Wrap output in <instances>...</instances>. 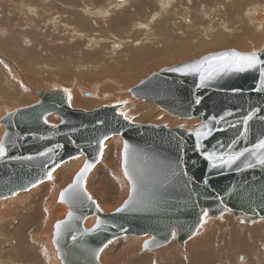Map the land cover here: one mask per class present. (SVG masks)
I'll list each match as a JSON object with an SVG mask.
<instances>
[{
	"label": "water",
	"instance_id": "1",
	"mask_svg": "<svg viewBox=\"0 0 264 264\" xmlns=\"http://www.w3.org/2000/svg\"><path fill=\"white\" fill-rule=\"evenodd\" d=\"M230 51L240 52L233 49L219 51L164 68L130 89V93L180 119L196 118L201 124L208 122L223 127L225 131H214V135L203 142L208 151L253 150L264 139V91H256L261 86L257 70L217 76L205 87H200L198 76L166 71ZM255 53L264 58V46ZM37 94L38 103L12 111L11 116L7 113L0 119V127H5L1 141L9 153L0 160V199L29 191L35 188L33 184L37 187L48 181L45 173L54 160L61 166L74 157L83 156L85 163H93L88 177L101 162L100 141H104V153L105 143L116 135L123 139L124 174V145H129V175L125 176L130 193L125 202L132 195L133 183L137 187L135 202L129 210L109 214L97 211L86 196H81L82 203H77L69 194L61 202V194L69 185L60 192L58 202L68 207V213H73L71 220L67 213L54 225L53 245L62 264H100L95 254L100 258L105 248L102 252L99 249L109 245V241L127 235L151 236L147 250H153L171 241L175 232L177 241L183 246L195 236L202 210L208 212V218L226 212L239 218L241 223L248 218L250 225L264 219V166L246 152L231 168L211 169L200 150L195 148V137L189 135L201 124L191 130L129 122L120 116V106L77 110L71 107L69 93L64 89L37 91ZM197 97L201 98L200 104L194 103ZM51 114H57L61 119L56 128L44 123ZM247 115L253 118L244 134L242 121ZM220 116H224L225 121L219 124L213 121V117L218 119ZM230 124L237 127H229ZM234 140L237 141L235 145L232 144ZM57 144L63 147L56 148ZM48 148L54 151L41 155ZM29 156L31 160L24 159ZM249 163L253 166L249 167ZM204 181H208L207 185ZM94 216L95 224L86 228L85 222ZM98 220L103 222L100 229L96 228ZM61 221L68 223L57 237L55 226ZM144 244L142 248L146 250Z\"/></svg>",
	"mask_w": 264,
	"mask_h": 264
},
{
	"label": "bare ground",
	"instance_id": "2",
	"mask_svg": "<svg viewBox=\"0 0 264 264\" xmlns=\"http://www.w3.org/2000/svg\"><path fill=\"white\" fill-rule=\"evenodd\" d=\"M17 1H19V3L16 4V11L19 13L21 20H15L14 23L10 24L7 23L6 18H0V46H5V47L7 46L8 48H11L8 51L12 52V53L9 52L12 54V56L14 55L17 56V54L19 53L20 57L25 59V61L29 63L30 68L33 67V69L36 70L34 72H28L27 69H24L23 72L25 73H20V77L26 86V88L23 87V89H27V90L29 89L28 92L23 93L20 85H19L20 89L8 88L9 93L14 97H16L17 99L26 98L28 97L29 92H33L35 91V88H39L40 81L36 83L35 81L43 79L40 76H46L52 69V67H50L49 64H47V61L52 62L56 66H61V68L65 70H71V68H74L76 69L75 72L77 73V75L79 76L88 75V77H90L91 79L92 78L95 79V75H93L96 72L95 66H98L100 68L106 66V70L110 73V76L112 75V77H114L116 80H120L118 81L119 83H122V81L124 82L129 81L130 79H133V77H135L136 75L140 74L139 72H141L142 67L148 64L151 61V58L152 60H156V57L159 56L161 53H165L168 51H173L175 53H183L186 51L190 52L199 48L202 45H208L210 43H222V42L232 43V44L236 43L240 48H243V46L246 45L245 43L246 38L251 40L249 45L255 44L258 41H263L264 39V1L254 2L245 8L248 9L245 11L248 23L250 26L254 27V30L252 28L248 29L250 35L247 36L246 38L235 39V38H228L222 34H217L210 41L204 42L201 39H204L205 37H202L199 41L194 42L192 39L189 38L191 34L186 37H183L182 35L178 34L176 31L174 35L170 36L171 33L169 34V31L171 30V27L173 25L178 24L177 16L180 17V15H182L181 11L185 12L186 15L189 16L194 15L195 17L193 23L197 25H201L203 23L209 22L208 19L214 21V19L211 18V16H213L211 15L213 11L212 12L210 11H211V7L213 6H211L212 4L210 3V0H179V1L131 0L128 4L115 3L114 6H111L110 4L109 7L111 9L109 8L108 9L112 11L113 17L108 24H102L103 26L101 25V27L99 28H96V26L94 25H90L87 22V20H85V17L78 12L79 6H77L75 1L65 0L63 1L65 2V6H66V12H65L66 14L63 13V15H66L64 18V22L67 25H70L74 29H76L74 35L78 36L80 33L84 36H88L95 32V34L97 33L98 34L97 36L99 37L103 36L108 38L109 36L112 37V35H114L115 37L113 38L128 37V38H133L134 40H137L138 36L140 37L142 36V38L140 39L142 40L141 43L143 45L140 48L136 49L135 51L132 52L124 51L123 53H120L117 56L116 51L118 50L116 49H118V47L120 46H106V47L104 46L102 48H99L98 46L99 44L94 38H87L85 41H79V40L74 41L73 39L72 43L75 46L69 45V47L71 48L77 47V49L79 50L78 53L85 54L84 57L80 59L78 58L79 57L78 53L74 51L70 53L69 49L65 46L66 44L62 42L58 36H56L55 33H57L56 29H58V26L51 25L53 28L56 26V29L55 30L49 29L51 32L48 36L45 35L43 37L41 35L43 37V42L45 40V42L49 46V47L46 46V48H44L46 52L45 50L41 51L42 49L39 48V44L37 43H39L40 40L34 39L31 40L32 42L31 45H33L31 48L32 51L29 54H27L23 50V44L26 38L18 35L19 33L17 32H20L19 30L20 27L22 30V26H21L22 22H25V24L33 26V28L36 25H34V21L32 20L33 17H31L28 13L25 12L24 6L32 3L40 7L41 4L39 3V0H17ZM244 1L245 0H224L223 3L215 4L214 7L217 10L219 9L226 10L225 6H228L230 8L232 7V5L229 3L238 4L239 6ZM10 2L13 3L16 1L10 0ZM117 2H123V1H117ZM222 4H224L225 6ZM17 7H19L20 9ZM157 7L158 10H161V14L158 15L156 18L161 20L157 23L148 24L147 26L148 30H152L150 36L146 37L147 34L144 29L142 30V32H138V33L135 32V36L132 35L131 34L132 32L130 30L131 26L136 25L138 23L142 25L144 21H149L155 14ZM202 10H204V12ZM44 11L48 12L51 10L49 8V9H45ZM73 11H77L81 16H77V15L73 16V14H75L73 13ZM207 16L209 17L208 19L200 18V17L206 18ZM152 19L153 21L155 20V18ZM129 24H131V26ZM160 24H161L160 29L158 30L153 29V27H157ZM126 25H129V27L125 28ZM84 27H87L88 31L85 30ZM106 27L109 28V30L105 31L104 28ZM195 34H196L195 37H200L202 35H205V32L203 31L198 32L196 30ZM249 45H246L247 48L246 50H248ZM47 49L50 51L49 55L47 54ZM87 50H89L90 52H86ZM3 51L4 50H2V52ZM36 51H40L41 54L40 58H39V53H37ZM88 58L95 59L97 64L96 65L78 64L79 60L85 61ZM3 63H1V65H3ZM12 64L14 66V67L12 66L13 68L17 67L15 65L16 63H12ZM87 65L89 66L88 68L86 67ZM1 68L2 67L0 66V71ZM20 68L21 67H19V69ZM106 74L108 75V73ZM0 76H2L1 72H0ZM49 82L50 81L46 82V84H49ZM51 82H53L52 86L54 85V87L56 88L58 87V84L55 81H51ZM106 82H110V80L109 79L106 80L103 86H101L100 82L97 83L96 86L105 92H112L114 95L117 94V92H114V90H111L109 88L111 87L109 84H105ZM73 85H75V83H73L72 86ZM1 88L2 86L0 83V89ZM78 91H79L78 88L77 89L75 88L73 90L77 103H91L93 101L91 99H84L82 96L81 98L78 97L77 95L79 93ZM80 94L82 95V92H80ZM87 94L90 95L88 96ZM86 96L91 97V93H86ZM110 96L111 95H106V97H110ZM36 101H38L37 97L34 98V102ZM126 110L127 111L131 110L132 113L138 112L137 108L132 107L130 104L126 105L123 112ZM121 111L122 109L120 110V112ZM191 120H197L198 121L197 124L201 123L200 122L201 120L196 118H192ZM166 121L168 120L166 119ZM187 129L193 130L192 128H187ZM4 130L5 128L1 126L0 139L2 138L5 132ZM116 136H120V135H116ZM112 156H113V147L112 146L106 147L102 164L105 162H107V164L103 166V169L101 166L100 168L95 170V172H92L93 171L92 170L91 172L93 174L91 173L92 176L90 179L95 178L96 180L102 182V174L108 173L107 171L109 167L112 165L110 160ZM77 157L78 158H72L68 162H65L66 164V165L64 164L66 166L65 170L64 171L57 170L53 175V179L51 181L49 180L47 182H44L40 184L36 189L31 190L27 193L25 192L24 194L19 193L14 195L13 197L0 199V203L5 202L3 210H0V217L2 216L8 217L10 216V214L11 217H15V220L14 221L12 220L10 224L6 223L4 224V226L0 225V237L3 238V236H7L9 238H14L16 242L14 246L5 245L0 242V260L1 258L3 259L1 260V264H62L61 260L58 257L57 251L56 253H54L53 249H50L51 221L46 222V226L43 229L41 230H35V229L37 226H40L43 223H45V218H46L45 209L46 208L50 209L54 207L53 202L51 203L49 201L51 199H54L57 193L52 194L51 188L57 186L58 189L59 184H61L63 179H65V175L70 171L77 170L85 162V158L83 156H77ZM85 183H87V179ZM101 185L102 184H100V186ZM99 189L101 191V199L107 201V198L104 196L102 189L101 188ZM40 199H46V201L37 203V201H39ZM10 200L15 201L13 205L8 204ZM31 206H35L36 210L29 217L28 221H24L26 216L25 210ZM61 209L65 212L58 213L56 217L63 219L68 212V208L65 209L61 207ZM94 218L96 217L95 216L89 217L87 219V221L85 222L86 228H90L93 226ZM0 219L2 221L6 220L5 218L3 219L0 218ZM219 220H222L221 221L222 223H220ZM249 221L250 220L246 218L245 222L247 223L248 227H245L246 230L244 229L245 231L241 232L236 229V227L238 228L237 225L239 219H236L233 215H230L228 212L216 218L211 217L210 219H207V222L204 223L203 227L199 226L198 233L196 232L195 236L192 239L186 241L183 246L179 244V242L177 241V237H175L172 238L171 241H169L166 246L164 245L165 247L162 246V248L159 247V249L156 248V250L153 249L152 251L143 250V252L141 253L142 255L136 257L133 260L132 259L128 260L130 255L133 254L134 252H137L139 248L143 246L144 242L151 239V236H147L145 238H137V237L121 238L116 242L112 241L113 243L105 248V250L103 251V253L99 258V263L121 264L125 262V264H264V219H259L258 221H255L251 225ZM218 229H223L224 232H226L225 229H228L229 232L221 233L219 235L218 233H216V230ZM43 234L45 236H43ZM41 236L47 238V240H42ZM41 240L42 242H44V245L48 244L49 248L48 246L47 248L45 247L43 248V246H40L39 242ZM176 242L183 248L179 249L180 247L176 245ZM117 250H123L125 251V253L122 254L121 257L117 259V261H115L113 260V256ZM44 251H46L50 257L47 263H45L41 259ZM104 255L105 258H103ZM239 258H240V263H239Z\"/></svg>",
	"mask_w": 264,
	"mask_h": 264
},
{
	"label": "rangeland",
	"instance_id": "3",
	"mask_svg": "<svg viewBox=\"0 0 264 264\" xmlns=\"http://www.w3.org/2000/svg\"><path fill=\"white\" fill-rule=\"evenodd\" d=\"M15 1L16 2L12 3V2H10V0H0V18H6L7 23H10V24L14 23L15 20H21L19 13L16 11V4L19 3V1H17V0H15ZM63 1H65V0H39V3L42 5V6L40 5V7L37 5H34L32 3L24 6L25 12L28 13L31 17H33L32 20L34 21V25H36L33 28V26H30L28 24H25V22H22V24H21L22 30L20 27V29H19L20 32H17V33H19L18 35L26 38V40L24 41V44H23V50L27 54H29L32 51L31 48L33 45H31L32 44L31 40H34V39L40 40V42L37 44H39V48L42 49L41 51H44L45 50L44 48H46V46H48V44L45 42V40L43 42V37L45 35L48 36L51 32L49 29L55 30L56 26H58V29H56L57 33H55L56 36H58L59 39L66 44L65 46L69 49L70 53L73 51L76 53L79 52L77 47H74V48L69 47V45H74L72 43L73 39H74V41H76V40L85 41L87 38H94L98 42L99 48H102L104 46L105 47L106 46H120V47H118V49L115 48L116 50H118V51H116L117 56L120 53H123L124 51H129V52L135 51L136 49L140 48L143 45L141 43L142 40L140 39V38H142V36L141 37L138 36V39L134 40L133 38H128V37L127 38H113V37H115L114 35H112V37L109 36L108 38L103 37V36L99 37V36H97L98 35L97 33L95 34V32L88 35V36H84L80 33L78 36L74 35L76 29H74L70 25H67L64 22V18L66 15H63V13L66 12V6H65V2H63ZM73 1H75L77 6H79L78 12L85 17V20H87V22L90 25H94V26H96V28H99V27H101L102 24H108L109 21L113 17L112 11L109 10V9H111L109 7L110 4H111V6H114L115 3H126V4H128L131 0H125L123 2H117L115 0H93V1L92 0H84L85 4L83 3V0H73ZM175 1H179V0H175ZM257 1L262 2L264 0H245L239 6H238V4L229 3L232 5L231 8L222 4L226 7V10L225 9L217 10L214 7V5L217 3H223L224 0H222V1L210 0V3L212 4L211 6H213V7H211V11H210V12L213 11L211 13V15H213V16H211V18L214 19V21H212L211 19H208L209 18L208 16L206 18L200 17L201 19H208L209 22L203 23L201 25H197V24L193 23V20L195 17L194 15L189 16V15H186L185 12L181 11L182 15H180V17L177 16L178 24L173 25L172 27L170 26L171 30L169 31V34L171 33L170 36H172V35H174V33L176 31L178 34L182 35L183 37H186V36L191 34L189 38L192 39L194 42L199 41L202 37H205L204 39H201L202 41H204V42L210 41L217 34H222L228 38L244 39L250 35L248 32L249 28H252L254 30V27L250 26L248 23V20L246 18V14H245V11L248 9H245V8L247 6H249L250 4L257 2ZM17 8H19V7H17ZM49 8L51 11H48V12L44 11L45 9H49ZM30 9H31V11H30ZM134 9H136V8H134ZM250 10H252V9H250ZM202 11L204 12V10H202ZM78 12L73 11V13H75V14H73V16H76V15L81 16ZM160 14H161V10H158V7H157V10L152 17V18H155L154 21L151 18L149 21H144L142 25H140L138 23L136 25L131 26V24H129L131 26V28H130V30L132 32L131 34L135 36V32L136 33L142 32V30L144 29L146 34H147L146 37H149L152 30H148L147 26L149 23L152 24V23L159 22L161 19H158L156 17ZM210 21H212V22H210ZM24 25H26V26H24ZM27 25H28V27H27ZM51 25H56V26L53 28ZM129 25H126L125 28L129 27ZM160 28H161V24L158 25L157 27H153L154 30H158ZM84 29L88 31L87 27H84ZM104 29H105V31L109 30V28H107V27ZM196 30L198 32H200V31L205 32V35H202L200 37H195V35H196L195 31ZM32 33H34V34H32ZM103 41H105V42H103ZM250 41L251 40L246 38L245 39L246 45H249ZM147 43H149V42H147ZM246 45H244L243 48H240L236 43H233V44L232 43H223V42L222 43H210L208 45H202L199 48H197L193 51H190V52L186 51L183 53H175L173 51H168L165 53H161L159 56L156 57V60H152V58H151V61L142 67L141 72H139L140 74L136 75L135 77H133V79H130L129 81H126V82L122 81V83H119L118 81H120V80H116L114 77H112V75L110 76V73L106 70V66H103L102 68L95 66L96 72L93 74V75H95V79H93V78L91 79L90 77H88V75H83V76L77 75V73L75 72L76 69H74V68H71V70H65V69L61 68V66H56L52 62L47 61V64H49V66L52 67V69L46 76H40L43 79L38 80V81L34 80L35 83L40 81L39 82V88H35V91L29 92L28 97L18 98V99L9 93L8 88L9 89L19 88V85H20L23 93L28 92L29 89L28 90L23 89V87L26 88V86L20 77V73H25V72H23L24 69H27L28 72H34L36 70H34L33 67L30 68L29 63H27L25 61V59L21 58L19 53L17 54V56H15V55L12 56V54H11L12 52L8 51L11 48H8L7 46L6 47L0 46L1 47L0 48V50H1L0 51V54H1L0 60L2 61V62L0 61V66L2 67L1 71H0L1 75H2V76H0V83L2 86V88L0 89V108H1L0 109V118L4 117L7 113H10L12 111L22 109V108H26V107H30V106L38 103L39 96L37 94V91L50 92V91H54L57 89H64V90H67V92L70 93L72 96V98L70 100V104H71V107L73 109L92 111V110H95L99 107L120 106V110L122 109L121 112H123L126 105L130 104L132 107L137 108L138 112L132 113L131 110H128V111L126 110V111H124V113H126L129 116V119L133 122L141 123V124H155V125H159V126L163 125V126H168V128H179V127L184 126L186 128L195 129L199 125V124H197V122H198L197 120H191V119L186 120V119H180L178 117L172 116L168 112L162 110L158 105H156L154 103L144 102L141 99L135 98L133 96V94L130 93V89H132L133 87L138 85L140 82H142L143 80L148 78L151 74L156 73V72H158L164 68H169V67H173L175 65L181 64V63L193 61V60L199 59V58L206 56L208 54H211V53L224 51V50H231V49L238 50V51L243 52V53H252L255 51H259L264 46V39H263V41H258L255 44L249 45L248 50H246L247 49ZM2 47L5 48L6 50L3 49ZM2 50H4V51L2 52ZM9 52H11V53H9ZM36 52L39 53V58H40V56H41L40 51H36ZM45 52H46V50H45ZM86 52H90V51L87 50ZM117 52H119V53H117ZM47 54L48 55L50 54V51L48 49H47ZM103 54H105V53H103ZM78 55H79L78 58L82 59L85 54L84 53H78ZM5 57L7 58V60ZM112 57H114V56H112ZM1 63H3V65H1ZM12 63H16L15 65L18 68L17 67L13 68L14 66ZM34 63H36V62H34ZM78 64L96 65L97 63H96L95 59L88 58L85 61L79 60ZM19 67H21L20 68L21 70L19 69ZM86 67L88 68L89 66L87 65ZM5 70H7V71H5ZM106 73H108V75ZM104 74H106V75H104ZM125 78H126V76H125ZM108 79L110 80V82H106L105 84H109L111 86L109 88L111 90H114V92H117V94L114 95L112 92H105L96 86V84L99 82H100L101 86H103L104 82ZM7 80H9V81H7ZM48 81H50L49 84H46V82H48ZM51 81H55L58 84V87L56 88V87H54V85L52 86L53 82H51ZM22 83H23V85H22ZM73 83H75V85L72 86ZM75 88L76 89L78 88V90H79L78 91L79 93L77 94L78 97L81 98V96H82L84 99H91L93 101L91 103H77L76 99H75L74 92H73V90ZM80 92H82V95L80 94ZM121 92H123V93H121ZM86 93H91V97H87ZM106 95H111V96L106 97ZM36 97L38 98V101L34 102V98H36ZM47 119H48V122L52 125L53 124L58 125L61 123V119L57 114H51L47 117ZM166 119L168 121H166ZM173 123H175V124H173ZM114 137H112L111 139H109L107 141V143H106L107 145L105 144L104 153L106 151V147L112 146L113 147V156L110 159L112 165L109 167V169L107 171L108 173L102 174V182L103 183L101 181L96 180L95 178H93V179H90V178L92 176L91 175L92 172H95V170H97L101 166L103 169V166L107 164V162L102 164L104 153H103V157L101 159V162L89 174L90 177L88 176L87 183H86L88 194L91 195L92 198L99 204L100 208L102 209L101 212L104 214L112 213V212L116 211V208L121 207L122 204L128 198L129 193H130L129 181L125 177V175L123 173V169H122L123 139L120 136H114ZM0 141H1V139H0ZM84 163H83V165H84ZM64 164H62L60 166L61 168L59 167L60 169H57V170L64 171L66 168V166H65L66 164L65 165ZM83 165L81 167H79L77 170H73V171H70L69 173H67L65 175V179H63L61 184H59L58 189H57V186L51 188L52 194L57 193L56 196L54 197V199H51L49 201L51 203L53 202L54 207L50 208V209L49 208L45 209V215H46L45 223H43L40 226H37L35 229V230H41L46 226V222L51 221L50 238L52 240L50 239V249H53L54 253H56V250H55L54 245H53L54 225L59 220H62L61 218H58L56 216L60 212H65L61 209V207L65 208V209L68 208L65 204L58 202L59 195H60V192L62 190H64L68 185H70L73 182L75 175L83 167ZM55 172H54V174H55ZM104 177H105V179H104ZM100 184H102V185L100 186ZM37 187H35L31 190H34ZM99 188L102 189V192H103L104 196L107 198V201L101 199V191ZM31 190H29V191H31ZM29 191H26L25 193H27ZM109 191H110V194H109ZM17 194H19V193H17ZM20 194H24V192L23 193L20 192ZM7 198H9V197H7ZM2 199H6V198H2ZM43 201H46V199H40L39 201H37V203L43 202ZM14 202L15 201L10 200L8 202V204L13 205ZM4 203L5 202L0 203V210H3ZM24 205H25V203H24ZM35 210H36L35 206L28 207L25 210L26 216H25L24 221H28L29 217L35 212ZM229 214L233 215L231 213H229ZM0 218L6 219V220H4L5 222L0 219V221H1L0 225H2V226H4V224H6V223L10 224V222L12 220L13 221L15 220V217H11V214L8 217L2 216ZM210 218L211 217H209L207 219H210ZM235 218L239 219L237 217H235ZM7 219H9V220H7ZM221 221L222 220H219L220 223H222ZM95 222H96V218H94L93 225L95 224ZM239 222H240V220H239ZM239 222L237 225L238 228L236 227V229L241 231V232H244L246 230L245 227H248L247 223L246 222L245 223H241V222L239 223ZM225 230H226V232H224L223 229H218V230H216V233H218L220 235L221 233L229 232L228 229H225ZM43 236H45V235L43 234ZM43 236H41L42 237L41 239L47 240V238H45ZM129 237H135L136 238V236H128V235L123 236L121 238H129ZM121 238L116 239L113 242H116V241L120 240ZM137 238H145V237H137ZM42 240L39 242V245L43 246V248L44 247L47 248L48 244L44 245V242H42ZM0 242L5 244V245H12V246H14V244L16 243L14 238H9L7 236H3V238L0 237ZM113 242H111L109 245H111ZM176 245L178 247H180L179 249L183 248V247H181L182 245L180 246L177 242H176ZM165 246H163V247H165ZM141 247L139 248V250L137 252H134L135 254L134 253L131 254L128 260H131V259L133 260L136 257H139L140 255H142L141 253L143 252V248H141ZM48 248H49V246H48ZM160 248H162V247H160ZM154 250H156V249H154ZM150 251H152V250H150ZM124 253H125V251H123V250H117L113 256V260L117 261V259L120 258L121 255ZM103 258H105V255ZM240 258H239V263H240ZM41 259L45 263H47L49 261L50 257L46 251L43 252ZM1 260H3V259L1 258ZM1 260H0V264H1ZM121 264H125V262H123Z\"/></svg>",
	"mask_w": 264,
	"mask_h": 264
},
{
	"label": "snow or ice",
	"instance_id": "4",
	"mask_svg": "<svg viewBox=\"0 0 264 264\" xmlns=\"http://www.w3.org/2000/svg\"><path fill=\"white\" fill-rule=\"evenodd\" d=\"M250 70H257L260 75V88L256 89V91H264V58H262V54L258 53H251V54H244L236 51H230V52H223L216 55L204 57L203 59L195 62L190 63L181 67H174L171 69H167L166 71H172L177 72L182 76H198L200 87H205L207 82L209 80L215 79L217 76L226 75L229 73H243ZM67 91V90H65ZM69 100H71V94L69 93ZM195 104L201 103V98L197 97L194 100ZM120 116H122L125 120H131L129 119L128 115L124 112L119 113ZM11 116L12 113H9ZM228 115H232V113H228ZM252 115H247L243 121V132L244 134H247L248 132V123L252 120ZM213 121H216L217 124L220 122L225 121L224 116H220L218 119L217 117L212 118ZM44 123L48 124V119H44ZM52 128H56L57 125H51ZM229 127L235 128L237 127L236 124H230ZM215 132H221L225 131L223 127L217 126V125H210L208 122H204L201 124V126L195 130L194 132L189 133L190 136L195 137V148L197 150H200L201 155L203 156L204 160H206L210 166L211 169H223L224 167L231 168L233 165L237 163L241 159V157L245 156L246 152L251 153L255 156L256 162L264 166V139H261L259 143L255 145V149H245L243 151L233 152L231 148H229V151L227 153L217 152L216 150L208 151L206 145H204V141L209 140ZM237 141H232V144L235 145ZM63 145H56V148H62ZM103 147H104V141H100V152L99 155L102 158L103 157ZM54 150L52 148H48L47 151L41 153V155H48V153L53 152ZM8 148L6 147L5 143L3 141H0V160L4 159L8 156ZM78 158V157H74ZM16 159H21V157H16ZM24 159L31 160L32 157H25ZM128 160H129V145L125 143L124 145V165H125V175H129L128 173ZM60 166L59 161H53L52 166L48 168V171H46L45 176L48 180L53 179V172ZM249 167L253 166L251 163L248 165ZM93 168V163H85L83 168L80 169V171L76 174L74 178V182L68 186L67 189H65L64 193L61 194V202H64L68 197L69 194H71V198L73 201L77 203H82L81 196H86L87 200L90 201L93 205H95L97 211H102L99 204L92 198L91 195L87 193V188L85 186V180L87 177L88 172ZM131 179V177H129ZM43 182V181H41ZM204 183L207 185L208 181H204ZM33 187H36L35 184H33ZM137 194V187L136 184L133 183L132 186V195L129 197L128 201L124 203L122 207L116 208L117 213H123L126 210L130 209V206H132L135 202V197ZM221 203L223 201L221 200ZM73 213L69 212V220H71ZM208 212L202 210L201 215V223L200 227L204 226V223L207 222L208 218ZM67 221H61L56 224V235L57 237L60 236L62 228L67 224ZM102 221H97L96 228L100 229L102 225ZM199 229H197L198 233ZM176 233L173 232L172 236L175 238ZM73 240H76V237H72ZM155 238L153 237V240ZM111 243V241H109ZM151 241H146L144 244V248L147 250L149 248ZM108 245L105 244L103 248L99 249V252H102L104 248H106ZM96 258L99 259L98 254H95Z\"/></svg>",
	"mask_w": 264,
	"mask_h": 264
}]
</instances>
